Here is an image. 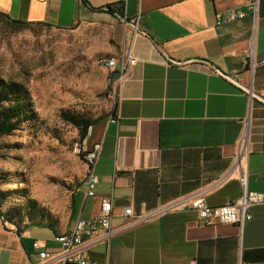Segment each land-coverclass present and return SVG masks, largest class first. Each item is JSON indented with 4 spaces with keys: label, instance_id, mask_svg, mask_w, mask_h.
<instances>
[{
    "label": "crops",
    "instance_id": "crops-1",
    "mask_svg": "<svg viewBox=\"0 0 264 264\" xmlns=\"http://www.w3.org/2000/svg\"><path fill=\"white\" fill-rule=\"evenodd\" d=\"M252 1L0 0L1 11L26 22L63 29L109 25L112 56L138 58L129 75L114 80L115 113L97 121L87 139L89 149L103 144L96 195L78 189L73 219L62 229L14 226L0 213V264H37V239L58 250L55 236L70 231L78 217L94 215L107 196L113 197L114 233L89 248L99 264L264 262V204L253 207L244 229L205 224L189 205L132 226L124 214L129 206L140 213L188 195L227 204L243 192L236 164L243 146L247 187L264 191V0H258L251 65ZM233 9L246 15L218 21ZM90 170L88 164L87 175Z\"/></svg>",
    "mask_w": 264,
    "mask_h": 264
},
{
    "label": "rangeland",
    "instance_id": "rangeland-1",
    "mask_svg": "<svg viewBox=\"0 0 264 264\" xmlns=\"http://www.w3.org/2000/svg\"><path fill=\"white\" fill-rule=\"evenodd\" d=\"M19 26L0 17V77L30 93L35 119L0 137V203L20 222L32 202L42 221L62 229L88 173L82 131L67 115L96 119L115 111L118 90L105 61L115 54L112 29ZM86 142V143H85Z\"/></svg>",
    "mask_w": 264,
    "mask_h": 264
},
{
    "label": "built area",
    "instance_id": "built-area-1",
    "mask_svg": "<svg viewBox=\"0 0 264 264\" xmlns=\"http://www.w3.org/2000/svg\"><path fill=\"white\" fill-rule=\"evenodd\" d=\"M249 11L255 16L254 35L251 40V47L247 52L250 64L252 65L256 58V31L259 13L258 0H254L250 3ZM245 15L246 11L233 9L224 14H220L218 16V21H229L235 18H242ZM125 20L127 19L125 18ZM134 20L135 19H132V21H129L128 23L132 24ZM137 63L138 58L132 54L129 55L128 59L125 56H123L122 59L115 56L106 61V65H110L112 71L117 66H120L121 74L118 79L119 82L130 74L132 67ZM252 67L254 68V66ZM92 128L93 127H90L87 131L85 137L86 141L92 134ZM244 141H246V138ZM102 148V142H98L86 151V158H89V164L91 167V175L87 183L84 184V188L86 195L90 197L96 195V189L99 183V177L95 173V165L99 155L101 154ZM245 154L246 148L243 146L236 159L237 167L241 172L239 179L243 187V192L237 198L227 204L211 205L202 194L188 195L162 204L156 209L142 211L140 213L134 212L133 207L129 206L124 210L125 216L131 220L127 226L136 225L138 223L157 218L161 215L189 205L197 211L200 221L205 224H236L244 229L246 223L253 217V207L264 204V191L249 190L247 187L248 181L244 173L243 163ZM223 180L224 178L218 179L211 187L220 184ZM113 217V197L107 196L102 200L99 210L94 215L87 218L78 217L70 231L59 233L55 236V240L60 244V248L58 250H46L45 244L41 240L37 239L34 242V247L39 250L38 255L40 259L37 264H99L90 257L89 248L97 241L109 237L114 233ZM257 264H264V262H259Z\"/></svg>",
    "mask_w": 264,
    "mask_h": 264
},
{
    "label": "trees",
    "instance_id": "trees-1",
    "mask_svg": "<svg viewBox=\"0 0 264 264\" xmlns=\"http://www.w3.org/2000/svg\"><path fill=\"white\" fill-rule=\"evenodd\" d=\"M109 8L115 12V9L112 7ZM118 12L122 14V11ZM0 17L19 26H29L33 24L32 22H26L13 18L9 13L3 12L1 10ZM40 23L50 25L49 23ZM116 103L118 104V101ZM115 111L108 113L107 115H101L94 120L89 119L86 115H80V117H78L76 115L69 114L67 115L66 120L78 127L82 131V137L85 139L87 131L91 126H93L97 121L104 118L105 116L115 113ZM34 119L35 111L32 106L30 93L27 91V89L21 83L16 81H8L0 77V137L13 133L15 130L19 129L23 123L31 122ZM1 205L2 204L0 203V213L5 216L7 221H11L14 224H45L55 227L57 226L56 223L51 220L42 221L43 213L40 212L41 209L35 205V202H32L29 205V208L25 209L24 211V213L30 218H37V220H33L31 222H20L19 220L15 219L13 215L3 211Z\"/></svg>",
    "mask_w": 264,
    "mask_h": 264
},
{
    "label": "bare ground",
    "instance_id": "bare-ground-1",
    "mask_svg": "<svg viewBox=\"0 0 264 264\" xmlns=\"http://www.w3.org/2000/svg\"><path fill=\"white\" fill-rule=\"evenodd\" d=\"M112 57H115V56H110V57H108V58L106 59V61H107L108 59H111ZM106 61H105V63H106ZM107 67L111 70V66H110V65H107ZM91 127H93V126H91ZM86 159H87V162H88V164H89V158H86ZM89 165H90V164H89ZM90 169H91V167H90ZM90 175H91V170H90L89 174L86 176V180H85V183H84V184L87 183L88 179L90 178ZM3 217L5 218L4 215H3ZM11 224H13L14 226H17V225L14 224V223H11Z\"/></svg>",
    "mask_w": 264,
    "mask_h": 264
},
{
    "label": "water",
    "instance_id": "water-1",
    "mask_svg": "<svg viewBox=\"0 0 264 264\" xmlns=\"http://www.w3.org/2000/svg\"><path fill=\"white\" fill-rule=\"evenodd\" d=\"M120 75V70H115L112 72V80H115Z\"/></svg>",
    "mask_w": 264,
    "mask_h": 264
}]
</instances>
